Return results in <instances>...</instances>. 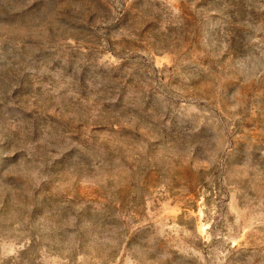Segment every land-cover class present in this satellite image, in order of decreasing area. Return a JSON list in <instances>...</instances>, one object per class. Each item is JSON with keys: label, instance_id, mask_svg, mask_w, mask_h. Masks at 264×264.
<instances>
[{"label": "rangeland", "instance_id": "374dc122", "mask_svg": "<svg viewBox=\"0 0 264 264\" xmlns=\"http://www.w3.org/2000/svg\"><path fill=\"white\" fill-rule=\"evenodd\" d=\"M0 264H264V0H0Z\"/></svg>", "mask_w": 264, "mask_h": 264}]
</instances>
